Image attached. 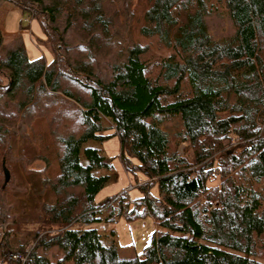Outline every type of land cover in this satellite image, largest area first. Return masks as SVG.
I'll use <instances>...</instances> for the list:
<instances>
[{"label":"trees","instance_id":"trees-1","mask_svg":"<svg viewBox=\"0 0 264 264\" xmlns=\"http://www.w3.org/2000/svg\"><path fill=\"white\" fill-rule=\"evenodd\" d=\"M7 1L37 20L49 44L61 41L62 32L54 26L61 10L66 11L63 30L77 22L90 46L97 37L100 42L109 36L111 21L100 0H51L48 5L43 0ZM223 4L235 31L227 42H216L207 33L202 0H151L138 33L143 39H156L169 55L150 62L144 56L146 46L136 42L111 66L107 80L96 77L83 59L71 63L52 46L48 62L41 57L29 60L21 40L5 50L0 58V95L8 100L20 95L24 100L16 104L26 110L38 100L36 92L41 104L62 102L59 93L78 104L74 111L82 130L56 142L62 148L58 176L47 182L54 201L42 203L37 220L42 229L32 234L30 253L22 246L13 250L8 240L0 264H49L35 251L51 248L61 254L57 264H261L257 260L264 259V0ZM24 22L29 24L30 19ZM67 78L75 82L73 91H83L87 100L72 98L62 89ZM99 116L112 122L123 169L146 180L137 186L142 195L136 204L123 202L124 197L129 200L125 193L94 202L108 177L94 176L93 171H110L111 166L92 148L81 151L87 163L81 166L79 152L85 142L107 137L98 135ZM172 119L180 124L177 138L191 153V162L185 153L178 157L169 149L170 136L162 127ZM4 122L0 118V137H15ZM5 159L1 155L0 169L3 160L9 171ZM211 182L215 184L207 186ZM151 187L155 196L149 193ZM201 196L215 202L212 210L198 206ZM2 207L0 197L1 236L20 234L18 224L29 219L15 220L2 213ZM104 208L105 223H112L115 215L127 221L145 215L152 220L155 231L140 256L122 259L115 244L100 243L90 225L99 223L94 217Z\"/></svg>","mask_w":264,"mask_h":264},{"label":"rangeland","instance_id":"rangeland-1","mask_svg":"<svg viewBox=\"0 0 264 264\" xmlns=\"http://www.w3.org/2000/svg\"><path fill=\"white\" fill-rule=\"evenodd\" d=\"M50 1L43 0L45 5H48ZM202 2L207 12L204 22L209 38L216 42H227L233 37L235 29L227 17L223 0H202ZM150 3L151 0H100L105 15L111 21V26L108 28L109 36L104 41L99 42L98 37L93 41L96 47L94 49V45L90 46L87 43L88 35L78 27L77 22L71 28L63 30L65 10L60 9L61 14L54 24L58 32H62L61 41L54 39L50 45L45 42V37L36 19L30 17L28 12L20 11L19 7L10 1L0 0V24L4 20L6 32L11 29L19 33V35H9L2 34L0 31V58H3L5 50L12 48L18 40H21L29 60L41 57L48 62L51 59L50 46H52L51 49L61 52L63 57L68 56L71 63L74 60L83 59L91 65L96 77L107 80L111 76V66L118 64L125 48L136 42L146 46L148 52L144 56L150 62L169 55L170 50L156 39L146 40L139 36L138 30L142 23V15ZM25 19H30V23L24 22ZM153 75L154 73L150 74V76ZM74 83L73 80L67 78L62 82V89L69 90L73 95L72 98L87 100L83 91H73ZM34 95L38 100L32 103L33 108L29 107L26 110L25 108L19 109L16 104L24 100L20 95L19 97L14 96L12 100H8L9 98L3 93L0 95V118L6 121L4 122L5 127L13 128V133H16L15 137L9 134L0 137V160L1 155H5L7 158L5 164L10 176L8 183L2 185V169H0V186H3L0 190L3 202L2 213L12 215L15 220L29 219L18 224L20 234L11 232L9 236H1L3 230L0 227V252L4 248V243L6 241L8 243L9 240L13 250L22 246L26 249V253H30L34 244L30 241L32 234L42 229L37 224L42 203L54 201L53 195L48 191L47 182L55 180L58 176L57 157L60 156L62 148L56 142L59 137L77 134L82 130L80 120L74 111L78 105L75 101L56 93L57 99L62 98L64 103L56 100L41 104L43 100L39 99L38 93ZM99 125L102 130L98 135L107 137L100 142H85L79 152L81 166L87 164L81 154L85 148L97 150L100 156L109 160L111 166L110 171L103 169L93 171L94 176L106 175L108 177L105 185L95 195L94 202L100 203L107 198L125 193L129 200L124 197L123 202L129 201L128 204H136V199L142 195L137 186L139 184L143 186L142 183L146 180L139 173L133 176L130 171L123 169L119 160V141L113 135L114 129L110 119L99 116ZM162 128L170 136L169 149L176 150L178 157L184 158L185 153L190 158L191 153L184 150L185 143L179 142L177 138V133L181 130L179 122L175 119L167 120ZM13 133L10 134L13 135ZM213 184L215 183L211 182L207 186ZM149 193L155 196L156 189L151 187ZM115 203L116 201L110 202L111 205ZM215 205V202H208L203 196L200 197L198 203L199 207L207 206L208 210H212ZM105 209L99 211L94 217L99 220V223L90 225L97 230L100 243L106 246L110 243L115 244L118 256L122 259L140 256L142 249L148 245L155 231L152 220L145 215L127 221L124 217L115 215L114 219H116L112 223H105L103 221L108 216ZM73 227L83 226L75 224ZM35 253L47 259L49 264H57L61 259V254L55 248L46 252L36 250ZM257 262L264 264V259L257 260Z\"/></svg>","mask_w":264,"mask_h":264},{"label":"crops","instance_id":"crops-1","mask_svg":"<svg viewBox=\"0 0 264 264\" xmlns=\"http://www.w3.org/2000/svg\"><path fill=\"white\" fill-rule=\"evenodd\" d=\"M16 8V7H15ZM18 9V8H17ZM0 31H1V33L2 34H4V33H7V34H9V35H11V34H14V35H16V34H18L19 35V33H18V31H12L11 29L10 30H8V32H6V29H5V25H4V20H2V22H1V24H0ZM106 176V175H105Z\"/></svg>","mask_w":264,"mask_h":264},{"label":"water","instance_id":"water-1","mask_svg":"<svg viewBox=\"0 0 264 264\" xmlns=\"http://www.w3.org/2000/svg\"><path fill=\"white\" fill-rule=\"evenodd\" d=\"M1 169H2V173H3V185L6 184V182L8 181V178H9V174H8V171L5 169L4 167V162L2 160L1 162Z\"/></svg>","mask_w":264,"mask_h":264}]
</instances>
